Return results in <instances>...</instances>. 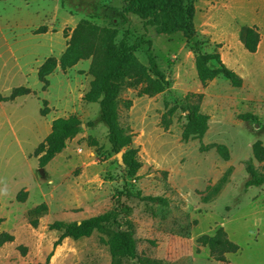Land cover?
I'll return each mask as SVG.
<instances>
[{
	"label": "rangeland",
	"instance_id": "1",
	"mask_svg": "<svg viewBox=\"0 0 264 264\" xmlns=\"http://www.w3.org/2000/svg\"><path fill=\"white\" fill-rule=\"evenodd\" d=\"M129 2L142 5L141 0L0 1V96L18 87L32 92L0 103V232L14 238L0 247V264H47L51 253L48 264H114L106 243L126 230L133 232L136 256L118 264H264V184L245 186L251 173L264 175V160L254 156L264 148V0H194L190 40L180 32L158 35L135 16L121 25L114 10ZM84 24L116 30L115 41L124 40L147 69L154 58L170 83L153 97H139L119 83L112 99L116 130L132 138L117 154L100 103L84 101L95 80L92 70L103 69L95 57L65 71L57 67L45 89L37 79L39 66L47 58L60 59ZM252 26L260 41L249 54L242 41ZM214 52L242 78L241 87L221 76L204 86L199 82L195 56ZM188 94L202 100H187ZM196 103L209 117L207 130L184 140L186 106ZM72 116L80 124L78 134L39 169L33 151L54 120ZM200 145L210 149L200 152ZM213 145L225 146L228 159ZM131 148L141 162L133 177L122 160ZM21 190L26 199L17 202ZM41 203L48 211L33 228L26 214ZM100 215L110 218L104 230L64 239L53 250L60 234L49 225ZM219 230L239 248L226 263L197 242Z\"/></svg>",
	"mask_w": 264,
	"mask_h": 264
},
{
	"label": "trees",
	"instance_id": "2",
	"mask_svg": "<svg viewBox=\"0 0 264 264\" xmlns=\"http://www.w3.org/2000/svg\"><path fill=\"white\" fill-rule=\"evenodd\" d=\"M3 1V0H0ZM139 6L135 2H129L122 11L114 10L115 18L121 25H127V17H137L144 28L151 27L158 35H173L177 32L183 34L186 40H190L193 35V3L194 0H141ZM127 32L124 34V36ZM117 31L112 29H98L89 24L79 25L74 31L66 52L60 59L54 57L47 58L37 70V79L45 89L49 85L48 76L59 67L62 71L75 66L79 61L86 60L89 57H95L96 66L103 69L92 70L95 80L92 82L91 91L86 94L84 101L88 103H100V112L103 121L106 123L109 136L112 141V151L117 154L124 147L131 144V135L123 136L116 130L115 111L112 99L115 96L117 86L122 84L126 88L137 90V96L153 97L163 93L170 87L153 59L149 60V69L137 60L124 40L115 41ZM260 36L255 26L247 27L243 36V47L245 51L254 54L257 51ZM220 48V45H216ZM211 63L215 68H210ZM196 72L199 82L204 86L217 76L223 77L235 88L242 85V78L236 72L227 68L221 61L218 52L201 54L195 56ZM152 73V76H151ZM118 81V82H117ZM32 92L25 87L12 89L8 96H0V103L11 102L19 97H25ZM196 97V102L202 100V95L188 94L186 99ZM131 102H128L127 107ZM46 105V102H43ZM47 108L41 110V116L47 114ZM174 112L171 108L167 115ZM186 120L182 137L188 140L190 137H201L207 130L209 117L199 112V105L187 104ZM168 123L169 120H164ZM166 126V125H165ZM80 124L75 117L58 118L51 124L50 133L45 139L37 145L32 153V157L37 158L38 168L45 167L56 155L60 154L66 147V142L74 138L79 130ZM215 151L224 159H228V150L223 145H213ZM210 146L200 145V152H207ZM137 150L128 149L122 156L124 165L128 170L130 177L135 176L141 168V162L137 159ZM254 156L257 161L264 160V148L254 150ZM264 184V175L261 177L251 173V178L245 183L247 188H258ZM26 199V193L21 190L15 196L17 202H23ZM48 209L44 203L27 211L26 218L29 224L36 228L39 224V218L46 215ZM3 222L0 219V226ZM110 223L108 215H100L82 220L79 223H61L48 226L49 231H56L60 234L58 240L53 244V250L61 245L64 239L80 240L89 238L94 232L104 230V227ZM13 236L0 232V247L5 243H11ZM203 246H207L214 260L227 262L226 256L238 251V246L230 242L222 230H219L213 237H201L197 240ZM109 248V254L112 263L118 264L123 259H133L136 255V240L131 230L118 231L112 235L111 240L106 243ZM22 253H25L23 248ZM53 254L46 258L48 264Z\"/></svg>",
	"mask_w": 264,
	"mask_h": 264
},
{
	"label": "bare ground",
	"instance_id": "3",
	"mask_svg": "<svg viewBox=\"0 0 264 264\" xmlns=\"http://www.w3.org/2000/svg\"><path fill=\"white\" fill-rule=\"evenodd\" d=\"M250 54V53H249Z\"/></svg>",
	"mask_w": 264,
	"mask_h": 264
}]
</instances>
